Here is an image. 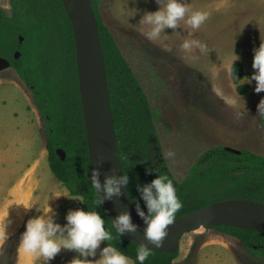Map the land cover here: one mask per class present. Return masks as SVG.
Wrapping results in <instances>:
<instances>
[{
	"label": "rangeland",
	"instance_id": "rangeland-1",
	"mask_svg": "<svg viewBox=\"0 0 264 264\" xmlns=\"http://www.w3.org/2000/svg\"><path fill=\"white\" fill-rule=\"evenodd\" d=\"M188 3L193 10L207 11L209 16L195 31L183 21L174 34L172 29H165L168 36L162 38L172 51L162 50L159 42L147 40L137 30L145 11L158 10L155 0H100L98 7L151 111L159 118L155 119L160 143L157 161L165 163L176 182L218 147L264 157V133L256 127L260 120L257 104L264 98V92L256 93V82L248 84L244 78L240 84L248 85L250 92L240 95L230 76L233 52L239 56L235 64L242 66L246 77L254 73L253 49L264 40V0H188ZM0 7L10 14L9 0H0ZM188 32L192 38L204 42L208 51L200 54L194 50V59L185 61L179 45ZM240 96L246 101L248 112L237 118L236 111L243 110L242 102L236 103ZM43 125L31 93L17 73L12 68L1 71L0 220L11 222L8 233H17L5 248L7 264L15 260L26 221L40 215L36 209H42L49 199L50 207L57 208V198L53 197L66 193L49 168ZM169 150L175 153L174 158L163 159L162 155ZM59 188L64 191H55ZM76 209L84 210L82 198H67L57 211L56 222L63 225L67 212ZM105 246L102 242L101 248ZM76 255L62 250L51 262L61 264L64 258L68 264ZM174 264H264V259L248 254L235 238L201 228L183 237Z\"/></svg>",
	"mask_w": 264,
	"mask_h": 264
},
{
	"label": "trees",
	"instance_id": "trees-1",
	"mask_svg": "<svg viewBox=\"0 0 264 264\" xmlns=\"http://www.w3.org/2000/svg\"><path fill=\"white\" fill-rule=\"evenodd\" d=\"M91 2L104 55L122 171L128 176L127 189L135 206L139 203L146 212L137 184H148L160 173L173 180L182 203L175 219L226 200L264 204V157L249 151L236 155L223 147L215 148L178 182L166 170L164 162L158 163L160 143L155 119L159 118L151 111L137 78L104 24L98 10L100 0ZM9 4L10 14L0 7V57L9 61L32 95L44 123L49 168L71 196L82 198L84 210H95L104 218L105 228L114 236L108 243L134 264H139L136 260L138 245L115 236L103 207L93 205L94 190L85 181V173L89 171L90 175L91 166L78 84L75 37L62 1L9 0ZM16 52L20 53L18 59H15ZM234 67L230 69V76L237 85V92L248 95L250 87L240 84L246 77L243 68L240 64ZM236 75L240 80L235 79ZM58 149L64 151V160L57 155ZM207 229L237 239L248 254L264 259L263 233L228 226ZM178 254L151 250L144 264H174Z\"/></svg>",
	"mask_w": 264,
	"mask_h": 264
},
{
	"label": "clouds",
	"instance_id": "clouds-1",
	"mask_svg": "<svg viewBox=\"0 0 264 264\" xmlns=\"http://www.w3.org/2000/svg\"><path fill=\"white\" fill-rule=\"evenodd\" d=\"M158 10L154 12L145 11L141 17L137 30L151 42H159L164 51H172L169 43L165 42L168 35L165 29H172L173 34L176 29L183 24L193 31L198 30L208 19L209 13L204 10H193L188 0H155ZM136 15L138 11L135 10ZM135 15V16H136ZM164 37V38H162ZM179 49L184 54L181 58L185 61L194 59L193 52L198 50L200 54L208 51L207 45L199 39L192 38V33L188 32L184 37ZM230 67L235 68L234 64L239 60L233 52ZM252 68L254 73L247 78V83L256 82L254 91L264 92V40L258 48L253 49ZM236 80H240L235 77ZM243 110L236 111L235 115L240 118L246 109V101L240 96ZM257 117L260 118L256 125L258 131L264 133V98L257 104ZM163 159L174 158L175 153L169 150L163 154ZM99 160H103L102 157ZM148 172L151 169L147 170ZM159 171V170H157ZM99 169H92L85 173V181L94 190L95 199L93 205L101 207L105 201H112L114 197L119 198L123 195L122 187L127 186L129 179L127 174L105 177L103 182L100 180ZM62 192V188L55 189ZM137 192L143 200L146 212L141 209L140 204H136V213L142 218L145 225L144 236L149 244L160 247L164 238L168 235V226L172 225L175 214L182 207V203L177 196L173 180L165 173H160L150 183L143 186L137 184ZM65 197L64 195L54 196L53 198ZM51 198V199H53ZM50 200V199H49ZM49 200L41 209L36 211L40 215L28 219L25 224V231L20 235L17 246L21 256L28 255L39 258L41 264H49L62 250L77 253L68 264H132L129 257L108 243L114 239L113 232L105 228L104 218L95 210H69L65 216L66 223L61 225L55 218L57 213L50 207ZM78 200V198H73ZM11 222L0 220V246H3L9 239L8 226ZM138 225L133 223L131 214L120 212L111 220V229L115 230L116 237H122L138 230ZM107 242V246L101 248V243ZM99 250V252H98ZM151 249L144 244L137 248L136 260L139 264L149 257ZM97 255L99 258L97 259ZM0 264H7V256L0 251Z\"/></svg>",
	"mask_w": 264,
	"mask_h": 264
},
{
	"label": "water",
	"instance_id": "water-1",
	"mask_svg": "<svg viewBox=\"0 0 264 264\" xmlns=\"http://www.w3.org/2000/svg\"><path fill=\"white\" fill-rule=\"evenodd\" d=\"M72 24L75 37L76 65L82 104L90 166L99 169L100 180L105 177L123 175L115 124L111 109L110 93L104 55L101 47L99 28L91 0H61ZM20 42L22 38L20 37ZM20 56L15 53V59ZM11 68L5 58L0 57V72ZM227 152L239 155L240 151L226 147ZM61 160L65 153L57 150ZM102 157L103 160H99ZM123 195L105 201L102 207L111 220L120 212L131 214L138 230L122 236L135 245H147L152 251L176 253L180 250L186 234L217 226H228L264 234V204L251 200H226L213 203L190 214L174 219L167 229L168 235L160 247L148 243L144 236L145 225L136 213L127 186L122 187Z\"/></svg>",
	"mask_w": 264,
	"mask_h": 264
},
{
	"label": "crops",
	"instance_id": "crops-1",
	"mask_svg": "<svg viewBox=\"0 0 264 264\" xmlns=\"http://www.w3.org/2000/svg\"><path fill=\"white\" fill-rule=\"evenodd\" d=\"M57 181V179H55ZM58 182V181H57ZM60 183V182H58ZM61 184V183H60ZM62 185V184H61ZM63 186V185H62ZM65 192L66 193H60V194H57L58 195H64L65 197L61 196L59 198H57L55 201L57 202V205L58 207L55 208V212L57 213V211L63 206V204L65 203V201L67 200V198L69 197H73L69 194V192L67 191L66 188H64ZM83 202V201H82ZM84 208V207H83ZM16 231H12L11 233H8L9 235V239L8 241L5 242V244L3 246H0V251H2L3 253L5 252V248L7 246V244L9 243V241L14 238L15 236ZM104 244L107 246V244L104 242ZM17 246H18V243H17ZM17 246H16V252H15V260L13 261L12 264H41L39 258H36V257H33V256H28V255H24V256H21L19 253H18V250H17ZM65 251V250H64ZM64 256V252L62 253V256ZM131 260V259H130ZM132 261V260H131ZM61 264H65V259L62 258L61 259ZM132 263L134 264V262L132 261ZM49 264H53L51 261L49 262ZM55 264H58V263H55Z\"/></svg>",
	"mask_w": 264,
	"mask_h": 264
},
{
	"label": "bare ground",
	"instance_id": "bare-ground-1",
	"mask_svg": "<svg viewBox=\"0 0 264 264\" xmlns=\"http://www.w3.org/2000/svg\"><path fill=\"white\" fill-rule=\"evenodd\" d=\"M173 225V224H172ZM172 225H170V226H172ZM169 227V226H168Z\"/></svg>",
	"mask_w": 264,
	"mask_h": 264
}]
</instances>
